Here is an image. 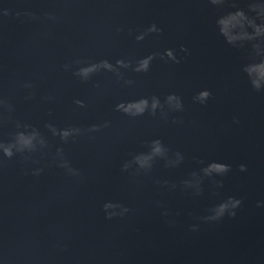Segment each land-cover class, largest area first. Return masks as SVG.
I'll list each match as a JSON object with an SVG mask.
<instances>
[{
	"label": "water",
	"instance_id": "1",
	"mask_svg": "<svg viewBox=\"0 0 264 264\" xmlns=\"http://www.w3.org/2000/svg\"><path fill=\"white\" fill-rule=\"evenodd\" d=\"M251 2L0 0V264H264V37L217 24Z\"/></svg>",
	"mask_w": 264,
	"mask_h": 264
},
{
	"label": "clouds",
	"instance_id": "2",
	"mask_svg": "<svg viewBox=\"0 0 264 264\" xmlns=\"http://www.w3.org/2000/svg\"><path fill=\"white\" fill-rule=\"evenodd\" d=\"M213 3H219L220 0H212ZM248 9L250 12H254L255 16H250L245 13L242 9H237L234 12H228L226 15L221 16L217 20V24L220 27V32L226 37V39L231 43L234 41H252L257 38L264 37V0H252L251 3L248 4ZM256 19H260L261 23H256ZM248 28H251L252 31H247ZM253 47L257 49V52L260 51L259 43L253 44ZM171 56V52L168 53ZM147 60L141 61L137 70H146L147 68ZM100 67L103 68H111L112 66L107 61H102L99 64H92L87 67H82L79 69L78 75L82 78H87L88 75ZM245 71L248 73L249 78L251 79V83L254 87L260 88L264 85V59H261L258 63L249 64ZM207 93H201V97L206 96ZM175 97L169 96V102L175 100ZM159 101L156 98H153L151 108L154 110L158 106ZM176 106L179 107V102H176ZM118 108L123 109L125 112L131 115H138L145 111L148 107V101L146 99H140L138 101L128 102L126 105L120 104L117 106ZM62 136H68L70 134L69 130H64ZM37 133L33 130L31 133L18 132L15 137V147L18 150L31 149L33 145L34 139L37 137ZM12 147L13 145L5 146L0 143V149L3 150L4 155L11 156L12 155ZM163 151L160 146L159 141L153 142L152 152L154 154H159ZM150 156H138L136 157L137 163L142 166L147 164ZM226 170V166L221 164H212L209 166V169L206 171H224ZM238 201L232 202V206L234 207ZM107 207V206H106ZM229 207V204L223 203L218 206L216 209V215H222L224 211Z\"/></svg>",
	"mask_w": 264,
	"mask_h": 264
}]
</instances>
